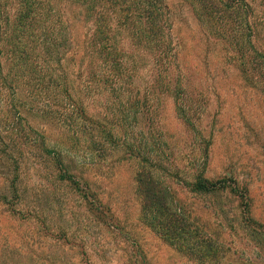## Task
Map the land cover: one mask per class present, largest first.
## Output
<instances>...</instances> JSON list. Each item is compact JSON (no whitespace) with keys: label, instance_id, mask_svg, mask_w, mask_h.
<instances>
[{"label":"rangeland","instance_id":"374dc122","mask_svg":"<svg viewBox=\"0 0 264 264\" xmlns=\"http://www.w3.org/2000/svg\"><path fill=\"white\" fill-rule=\"evenodd\" d=\"M53 1L61 19L49 24L48 18L46 28L54 32L48 40L55 59L47 58L39 34L40 49L31 59L34 75L45 76L43 84L10 83L15 94L5 89L0 96V264H132L139 248L149 264H201L143 220L136 193L140 171L151 172L175 209L217 243L220 257L209 264H264V87L255 61L253 75L245 76L185 0H164L172 50L167 61L157 63L155 52L135 50L121 33L116 42L129 57L125 79L111 81L112 88L90 83L93 27L81 8ZM245 1L264 30L263 0ZM7 3L0 0L2 23L5 13L12 19L16 11L14 1ZM11 58L2 59L4 75L16 77ZM177 86L192 127L178 114ZM68 96L94 120L99 150L74 146L73 133L68 139ZM103 128L113 143L99 133ZM21 141L37 145H27L18 171ZM43 143L51 154L40 148ZM65 171L79 189L62 179ZM200 174L210 181L234 180L248 196L250 214L229 191L193 193ZM98 201L108 210L103 222L90 206Z\"/></svg>","mask_w":264,"mask_h":264},{"label":"trees","instance_id":"16d2710c","mask_svg":"<svg viewBox=\"0 0 264 264\" xmlns=\"http://www.w3.org/2000/svg\"><path fill=\"white\" fill-rule=\"evenodd\" d=\"M12 1H14L13 8L16 6L13 18L10 19V13H5L4 23L0 22V96L5 89H10L12 94H15L14 91L17 90L12 89L10 83H18V88L23 85L30 87L29 84L35 88L43 84L45 76H42V72L37 76L34 75L37 71L31 63L32 54L36 48L40 47L36 45L39 34V44L47 48L44 49L45 52L47 51V58L55 59L53 56L55 53L52 54L50 51L51 44L48 40V35H53L54 32L51 33L46 28V26L48 27L47 19L50 20L49 24H51V20L56 22V19H61L60 13L57 15L53 11L55 7L53 0H19V3L16 2L17 0H8L7 4L12 3ZM185 1L199 23L204 26L206 32L217 42L223 44L227 52L232 53L237 58L245 76L253 75L252 59L255 61V69H253L264 87V41L261 43V37H259L262 32L264 33V30L256 24V18H254L256 16L250 5L245 0ZM59 3L71 4L81 8L83 18L93 27V33L88 41L87 53L92 58L89 70L90 83L95 80L110 87L111 81L125 79L126 60L129 57L124 50L118 47L119 43L116 42L117 35L121 33L126 34V39H129L130 46L135 50L148 51L152 54L155 52L157 63L167 61L170 56L172 51L168 30L170 26L169 19L166 18L167 7L164 0H59ZM114 22L117 24V30L112 28ZM116 31L118 32L116 33ZM52 46L56 47V43ZM9 55L12 58L8 64H11L12 69L15 70L12 71L11 69V74L12 72L16 73V77L15 75H4L2 59L3 57L7 59ZM30 68L32 69L29 71ZM26 76L30 79H26ZM177 88L178 86L176 87L178 114L188 126L192 127L189 116L179 104L181 96L180 90ZM122 89L123 85L120 86L119 90ZM68 98L69 106L72 105L73 109L71 115L64 119L68 139L73 133L72 142H75L74 146L87 143L85 146L87 149L99 150L97 149L99 141L97 130L94 128V120L85 114L83 107L78 105L72 96H68ZM79 124L82 126L79 127ZM83 125H88L91 129ZM99 133L104 135L109 142H114L111 132H107L103 128ZM23 142L16 143L21 149L19 153L21 160H14L18 171H21L22 158L27 145L30 144L29 148L37 145L33 141L27 144ZM40 148L46 154L52 152L46 148L44 143L40 145ZM62 179L69 180L79 189L75 177L68 175L66 171ZM233 182L234 180L227 181L226 179L210 181L204 177V174H200L191 186V190L193 193L204 195L229 191L242 199L241 207L244 208L243 211H246L245 214L249 215L248 196L242 190L239 191ZM136 183V193L142 198V218L155 234L189 260L209 264L219 259L221 252L217 243L201 235L199 229L189 223L188 218L181 213L180 209H175L168 190L161 186L151 172L140 171ZM13 191H15L14 198H16L18 188H14ZM100 204L101 202L98 201V203H92L90 206L95 213L94 215H98L103 222L104 215L108 214V210H105ZM106 223L107 221L104 222V224ZM133 255L130 256L132 264H149L147 257L140 248Z\"/></svg>","mask_w":264,"mask_h":264}]
</instances>
